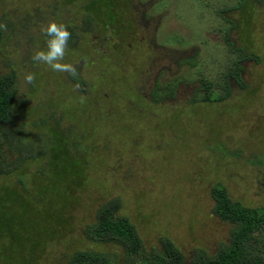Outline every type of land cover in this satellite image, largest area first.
<instances>
[{
  "label": "rangeland",
  "instance_id": "1",
  "mask_svg": "<svg viewBox=\"0 0 264 264\" xmlns=\"http://www.w3.org/2000/svg\"><path fill=\"white\" fill-rule=\"evenodd\" d=\"M233 1L127 0L123 11L120 0L108 28L107 13L88 0H0V24L12 26L3 27L0 72L16 73L14 121L35 145L52 137L44 158L0 174V264H20L14 258L23 252L29 264H67L75 249L110 250L87 240L82 227L115 196L145 249L167 236L186 256L195 247L212 252L229 237L232 224L211 212L214 182L244 205L264 204V0H247L241 11ZM221 7L234 21L232 49L218 42L226 23L214 9ZM87 13L95 18L88 31ZM52 21L73 28L61 62L76 67L83 86L31 59L46 48L41 29ZM239 49L259 56L243 62L245 86L230 79L225 99L195 102L199 78L220 81ZM26 73L35 74L33 83ZM156 84L166 90L153 102ZM62 149L80 163L64 183L63 164L50 162ZM23 206L61 217L48 238L39 229L24 241L19 225L7 223Z\"/></svg>",
  "mask_w": 264,
  "mask_h": 264
},
{
  "label": "trees",
  "instance_id": "2",
  "mask_svg": "<svg viewBox=\"0 0 264 264\" xmlns=\"http://www.w3.org/2000/svg\"><path fill=\"white\" fill-rule=\"evenodd\" d=\"M121 1L124 11L127 0ZM117 2L119 3L120 0H88L86 6L90 8L94 6L96 11L101 8L106 12L110 18L106 25L108 28H113L114 20L120 16L116 8V12L112 9L116 7ZM246 2L247 0H236L232 2L231 6L245 10ZM226 8L229 7L214 10L221 21L226 23L224 27L218 28L222 33L218 42L223 43L227 50L232 49V44L228 39V30L231 28V24L234 25V21H230L223 14ZM94 20L93 15L89 13L84 15L83 29L88 31ZM4 26L5 28L12 27L8 23H4ZM68 30L72 31L73 28H68ZM71 34L68 41L70 44L74 42V35ZM3 38L4 28L2 27L0 28V48ZM248 59L258 62L259 56L253 52L244 53L239 49L232 63L222 73L220 81L213 82L211 79L199 78L200 84L203 85V92L198 94L199 97L194 99L195 102H212L225 99L231 93L230 79L240 87H244L245 82L242 79L241 71L243 70V62ZM69 77L81 86L84 85V81L78 76V72L75 76L69 74ZM160 87L156 84L151 93L153 102H158L165 95L162 91L166 89L162 90ZM15 94L16 73L14 69L0 72V174H6L18 168L26 159L44 158V146L48 147L52 140L49 135L45 142L38 146L37 143L35 145L27 138L20 122L14 121L13 101ZM12 155H14L13 159H10ZM73 158L74 155L72 156L68 154L66 149H62V153H57L55 160H50L51 163L60 161L63 164L62 168L59 167L58 170L62 183H64L62 181L64 178L77 175L74 168L77 167L78 172L80 163L79 160ZM18 181L24 185L23 177L20 176ZM210 190L214 200L211 212L221 220L232 224L227 241H220L214 251L210 252L205 248L195 247L186 256L167 236H162L159 239L158 247L145 249L135 224L130 221L127 215L119 212L122 201L118 196H115L102 201L95 209L93 220L82 227L83 235L87 240L106 243L112 248L108 251L92 248L75 249L69 254L67 264H264V204L247 206L239 200L232 199L227 187L220 181L214 182ZM53 206L49 201L45 208L52 209ZM48 212L49 210L37 213L32 207L26 206L25 208L23 206V208L9 213V217L6 218H9L10 221L7 223L13 222V224L19 225L18 230L19 232L23 231L24 241H33V237L39 235V229L44 233L42 238H48L53 230L52 225L61 219L55 212L47 215ZM49 219H51L50 225L46 224ZM14 260L20 264H29L30 256L24 252L18 253ZM7 264H10V261Z\"/></svg>",
  "mask_w": 264,
  "mask_h": 264
},
{
  "label": "clouds",
  "instance_id": "3",
  "mask_svg": "<svg viewBox=\"0 0 264 264\" xmlns=\"http://www.w3.org/2000/svg\"><path fill=\"white\" fill-rule=\"evenodd\" d=\"M4 27L0 25V28ZM41 31L46 36V48L37 49L31 59L49 65L53 70L76 75V67L69 63H62L71 32L63 23L49 22ZM25 80L31 84L35 80L34 73H26Z\"/></svg>",
  "mask_w": 264,
  "mask_h": 264
},
{
  "label": "flooded vegetation",
  "instance_id": "4",
  "mask_svg": "<svg viewBox=\"0 0 264 264\" xmlns=\"http://www.w3.org/2000/svg\"><path fill=\"white\" fill-rule=\"evenodd\" d=\"M241 11V10H240ZM148 20V19H147Z\"/></svg>",
  "mask_w": 264,
  "mask_h": 264
}]
</instances>
